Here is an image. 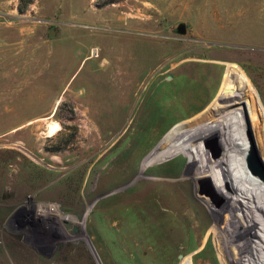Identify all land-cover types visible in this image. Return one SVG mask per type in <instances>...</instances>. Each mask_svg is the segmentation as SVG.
Instances as JSON below:
<instances>
[{
    "label": "rangeland",
    "instance_id": "obj_1",
    "mask_svg": "<svg viewBox=\"0 0 264 264\" xmlns=\"http://www.w3.org/2000/svg\"><path fill=\"white\" fill-rule=\"evenodd\" d=\"M241 103L264 162V0H0V264H264Z\"/></svg>",
    "mask_w": 264,
    "mask_h": 264
},
{
    "label": "bare ground",
    "instance_id": "obj_2",
    "mask_svg": "<svg viewBox=\"0 0 264 264\" xmlns=\"http://www.w3.org/2000/svg\"><path fill=\"white\" fill-rule=\"evenodd\" d=\"M226 66V72H224L225 73V75L222 77V82H221V85H220V87H219V92H218V94H220V97L221 96H224V98L226 97V95H228L229 93L231 94V93H233L232 91L234 90V88L235 89H238L239 87H240V89H241V87L243 86V85H245V87H246V90H248L249 92H251V94H253L254 96H255V94H254V92H253V90H252V88H251V86L249 85V83H248V81H247V79L245 78V76L243 75V73L239 70V68L238 67H236L235 65H231V66H227V65H225ZM224 70V71H225ZM234 96V94L230 97V98H232ZM256 97V96H255ZM223 98V99H224ZM230 98H227L228 100H227V103H226V105H223V107H218L219 109H222V108H224V107H227V106H230V103H231V100H230ZM219 113V112H218ZM219 115L221 116L220 118H223V116H224V114H222V113H219ZM224 118H226V117H224ZM198 120V119H197ZM186 121V120H185ZM56 130H57V124H55V123H51V124H49V127H48V132H49V134H54V132H56ZM168 136H169V134H168ZM187 137V136H186ZM191 137V136H190ZM188 138V137H187ZM195 138V137H194ZM207 138V137H206ZM164 142V141H163ZM110 154V153H109ZM126 154V153H125ZM168 156H169V152H167V153H161V154H159V155H156L155 157H152V156H149L148 158H146L145 160H144V163H143V170H144V168H145V166H149L151 163H152V161L155 159V161H157V162H165V161H167L168 160ZM174 156V155H173ZM246 157V154L242 157V158H245ZM121 158V157H120ZM108 159V158H107ZM117 163V162H116ZM117 165V164H116ZM153 165V164H152ZM192 166V165H191ZM194 170V169H193ZM192 172V171H191ZM191 172H189V173H191ZM194 172V171H193ZM198 174V173H197ZM206 177V176H205ZM168 180V179H167ZM170 180V179H169ZM163 181V180H162ZM115 193V192H114ZM159 196H160V194H159ZM152 204H154V203H152ZM153 206V205H152ZM213 207V206H212ZM214 208V207H213ZM154 209V208H153ZM227 210H229L230 212H232L233 210V208H230V209H228V207L226 208ZM259 210H261V209H259ZM157 211V210H156ZM158 211H159V209H158ZM262 211V210H261ZM142 212H144V211H142ZM163 212V211H162ZM154 213V212H153ZM160 214V213H159ZM167 214V213H166ZM216 214V213H215ZM154 215H156V214H154ZM160 216V215H159ZM163 215H161L160 217H162ZM263 216H264V212H263ZM163 218V217H162ZM167 218V217H166ZM173 218V217H172ZM215 218H216V216H215ZM171 219V218H170ZM217 219V218H216ZM147 220V219H146ZM136 221V220H135ZM145 221V220H144ZM160 221V220H159ZM167 221H169V220H167ZM170 222V221H169ZM172 222V221H171ZM146 223V222H145ZM149 223V222H148ZM176 223V222H175ZM143 224H144V222H143ZM178 224V223H177ZM220 223H218L217 222V220H215L214 222H213V224H212V226H218ZM121 225V224H120ZM123 225V224H122ZM138 225H139V223H138ZM142 225V224H141ZM151 225V224H150ZM176 226V225H175ZM174 226V227H175ZM180 226V225H179ZM222 225H220V228L222 229V231H221V234H222V237L224 238V240H225V243H232V239L229 237L230 236V232H232L233 234H234V236L235 235H237L234 231H230L229 233L227 232V230L226 229H224V228H222L221 227ZM147 227V226H146ZM164 227V226H163ZM166 227V226H165ZM209 228V227H208ZM141 229V228H140ZM147 229V228H146ZM216 229V228H215ZM161 231V230H160ZM129 232V231H128ZM137 232H138V230H137ZM140 232V231H139ZM142 232H144V231H142ZM141 232V233H142ZM166 232H168L167 230H166ZM201 232V231H200ZM223 232V233H222ZM124 233V232H123ZM164 233V232H163ZM144 234V233H143ZM147 234V233H146ZM161 234H162V232H161ZM136 235V234H135ZM138 236V235H137ZM136 236V237H137ZM162 236H163V234H162ZM165 236V235H164ZM169 236H170V234H169ZM233 236V237H234ZM240 236V235H239ZM238 235L235 237V239H237V237H239ZM135 237V236H134ZM140 237V236H139ZM138 238V237H137ZM136 238V239H137ZM141 238V237H140ZM170 238V237H169ZM141 240V239H140ZM245 240V239H244ZM143 241V240H142ZM152 241V240H151ZM154 241V240H153ZM144 242H145V240H144ZM142 244V243H141ZM154 245H156V244H154ZM171 245V244H170ZM143 246V245H142ZM150 246H152V245H150ZM227 246V245H226ZM241 247V248H244V243H242V244H239L238 245V247ZM145 247V246H144ZM175 249V248H174ZM144 250V249H143ZM165 250V249H164ZM242 251H246V250H242ZM136 253V252H135ZM140 253V252H139ZM138 253V254H139ZM245 252H241V251H239L238 250V259H239V261L241 262L242 261V254H244ZM159 255V254H158ZM164 255V254H163ZM160 256V255H159ZM235 259H236V257H235ZM188 261V260H187ZM233 261V260H232ZM158 262H160V261H158ZM236 262H238L237 260H236ZM160 264V263H159ZM234 264H235V262H234Z\"/></svg>",
    "mask_w": 264,
    "mask_h": 264
},
{
    "label": "water",
    "instance_id": "obj_3",
    "mask_svg": "<svg viewBox=\"0 0 264 264\" xmlns=\"http://www.w3.org/2000/svg\"><path fill=\"white\" fill-rule=\"evenodd\" d=\"M177 33L179 35H183L185 33V27L184 25H179L177 27ZM50 37L53 36V32L51 31L49 34ZM241 107L244 108V113H245V131L247 133L248 139H249V150L246 156V168L253 173L258 179L264 181V162L260 158L255 137L250 125V120L246 111V105L244 103H241ZM78 231L77 226L72 227V233L76 234ZM181 258V257H180ZM179 258V259H180Z\"/></svg>",
    "mask_w": 264,
    "mask_h": 264
},
{
    "label": "built area",
    "instance_id": "obj_4",
    "mask_svg": "<svg viewBox=\"0 0 264 264\" xmlns=\"http://www.w3.org/2000/svg\"><path fill=\"white\" fill-rule=\"evenodd\" d=\"M34 214L38 217L43 216L45 219H54L60 221H69L67 218L70 216H64L59 208V206L55 203H37L33 206Z\"/></svg>",
    "mask_w": 264,
    "mask_h": 264
}]
</instances>
